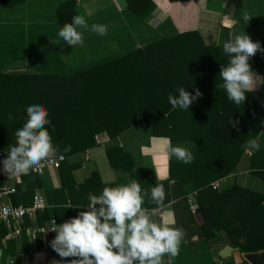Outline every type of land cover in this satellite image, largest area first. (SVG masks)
<instances>
[{
  "label": "trees",
  "instance_id": "16d2710c",
  "mask_svg": "<svg viewBox=\"0 0 264 264\" xmlns=\"http://www.w3.org/2000/svg\"><path fill=\"white\" fill-rule=\"evenodd\" d=\"M21 1L0 0V5L13 6ZM125 3L126 9L140 19L149 16L156 7L154 0H125ZM75 4V0H67L57 7L60 26L77 15ZM251 20L264 22V17ZM227 61L223 45H205L197 30H183L68 76L36 65L30 67L31 62L29 68L36 70L0 73V160L6 157L8 146L15 143L14 133L26 122V107L33 103H43L48 110L51 125L46 127L59 148L57 154L67 158L96 145L97 134L113 138L133 125L151 122L155 135L193 140L196 144L193 161L188 164L170 161L169 171L177 184L192 183L200 190L201 195L196 198V212L202 217L200 234L209 238L222 231L228 243L243 253L241 264H264V194L236 185L234 177L229 176L244 152L241 145L256 138L264 125V97L248 92L244 103L238 106L228 100L226 92L218 87L222 83L218 75L220 66ZM249 63L264 79V52L258 51ZM181 86L193 95L197 88L200 90L202 96L191 105L199 103L198 109L185 111L170 105L168 95H178L176 90ZM9 113L13 114L12 120L8 119ZM180 117L185 124L191 121V125L174 124ZM69 144L71 152L64 153V146ZM106 153L113 168H132L130 154L119 146L108 148ZM74 167L67 159L62 162L58 167L61 186L44 192L50 205H54L52 193L61 203L70 202L68 207L53 206L58 224L75 217L78 211H86L89 193L99 195L103 187L112 186L102 183L96 171L81 183L68 181L73 177ZM250 167L264 180V145L251 155ZM142 176H137L140 184ZM221 177L227 178V187L212 189L210 182ZM21 182L11 194V201L15 205L20 202L28 205L35 190L42 188L41 175H21ZM50 215L48 208L38 212L37 222L42 224ZM30 223L25 218L23 226ZM0 225L5 235L8 229ZM55 235L50 233L49 241ZM57 258L61 259L58 254Z\"/></svg>",
  "mask_w": 264,
  "mask_h": 264
},
{
  "label": "crops",
  "instance_id": "0c3cea01",
  "mask_svg": "<svg viewBox=\"0 0 264 264\" xmlns=\"http://www.w3.org/2000/svg\"><path fill=\"white\" fill-rule=\"evenodd\" d=\"M65 1L67 0H22L13 6L0 5V45L3 46V50L0 49L1 74L28 72V62H31L43 69L56 70L60 75L68 76L77 70L90 68L129 53L160 37H172L183 30H197L203 43L213 46L223 45L236 34L247 33L254 42H260L264 48V22L251 20L264 17V0H187L177 3L154 0L156 7L145 19H140L128 11L125 0H75L77 15L84 16L89 26V30L79 29L83 32L82 47L70 46L58 36L61 26L57 23L56 10ZM245 12L252 17L247 23L243 19ZM226 18L235 22L231 26H224ZM43 19H47L45 26H48L46 27L48 30L40 32L38 26L44 24ZM93 24L107 25V35L100 36L90 31ZM22 37L28 39L27 46L24 44L28 47L27 51V48L24 50L26 57L24 58L23 54L12 58L13 43ZM42 37L43 40L45 37L51 38L50 44L54 42L57 60L47 55L43 49L45 43H42ZM5 42L9 46L8 51ZM29 52L34 55L27 60ZM255 74L257 84L252 92L264 97V79L261 74ZM198 104L195 103V107L190 106L189 110L198 109ZM191 123L187 121L185 124V119L181 117L174 121V124L179 125ZM251 130L249 122L248 131ZM257 137L264 145V125L258 130ZM95 140L96 145L67 158L68 163L75 164L73 177L68 181L81 183L92 171H96L102 183L112 186L128 183L131 179H137L139 175H143L140 181L145 191H149L155 183L161 182L166 190L163 206L158 207L150 203L148 198H145L143 206L149 210L158 209L159 212L154 216L158 222H167L185 230L186 235L180 244L179 255L173 259L172 264L242 263L243 253L238 249L232 251L228 257L219 256V250L223 246H231L224 232L219 231L214 235L217 236L216 241H209L210 237L200 234L199 225L202 223V217L197 212L193 213L187 202L189 193L195 191L198 198L201 195L200 190L195 189L192 183L181 186L170 177V161L178 160L174 156L169 158L168 142L170 141L173 146L179 144L187 147L194 155L196 144L193 140H171L162 134L155 135L151 122L133 125L113 138L106 134H97ZM112 146H119L130 154L131 169H117L110 165L106 150ZM251 155L244 151L238 165L229 176L234 177L236 185L264 194V180L255 175L250 167ZM41 179L43 185L40 191L44 197L45 190L53 191L61 186L58 169L46 170ZM6 183L14 184L17 189L22 185L21 176L18 179L7 176ZM50 198L54 205L62 204L66 207L70 205L69 201L66 203L58 201L53 193L50 194ZM3 200L12 203L11 194ZM54 205L49 204L48 207L51 215H54ZM229 208L227 207L228 211ZM3 229L0 225V249H3L1 263H5L7 258H14L15 264H51L53 258L58 260L57 253L49 244L48 236L38 240L25 234L13 237L8 232L2 235ZM169 258L164 257L165 264Z\"/></svg>",
  "mask_w": 264,
  "mask_h": 264
},
{
  "label": "clouds",
  "instance_id": "9594fccd",
  "mask_svg": "<svg viewBox=\"0 0 264 264\" xmlns=\"http://www.w3.org/2000/svg\"><path fill=\"white\" fill-rule=\"evenodd\" d=\"M251 18L247 12L243 14L246 23ZM79 29L89 30L88 23L84 16L74 15L71 22L60 27L58 36L70 46L82 47L83 32ZM90 31L105 36L108 28L93 24ZM258 51L264 52V48L247 33L236 34L223 44L228 61L220 66L218 75L222 83L218 87L237 105L244 103L246 93L256 88V74L249 60ZM176 91L178 95L169 94L168 101L173 108L185 111H189L192 103L202 96L198 88L194 95L184 86ZM26 114V122L14 133L15 143L8 146L6 157L0 160V171L7 176L27 175L59 151L46 127L51 125V120L44 104L28 105ZM8 119H13L12 113L8 114ZM52 128L54 130V126ZM241 147L249 154L261 150L258 137L248 139ZM71 150L70 144L63 148L64 153ZM167 153L169 158L174 156L185 164L194 159L187 147L173 146L170 141ZM145 198L158 207L163 206L166 199L164 184L157 182L145 191L137 179H131L117 186H105L99 195L89 193V203L84 206L86 211H78L75 217L60 224L53 221L51 231L56 235L50 246L61 259L53 258L51 264H165V256L170 257L167 264H172L179 255L185 230L154 219L155 210L143 206Z\"/></svg>",
  "mask_w": 264,
  "mask_h": 264
},
{
  "label": "built area",
  "instance_id": "2783aa9c",
  "mask_svg": "<svg viewBox=\"0 0 264 264\" xmlns=\"http://www.w3.org/2000/svg\"><path fill=\"white\" fill-rule=\"evenodd\" d=\"M66 159L67 156L61 153L53 155L44 161L40 168L30 171L29 174L42 175L46 170H56ZM0 168H2V165H0ZM20 176L21 175L10 177L18 179ZM6 177L7 175L4 174L3 171H0V223L7 227L8 234L13 237H18L20 236L21 232L24 231L25 235L29 237L36 238L39 236L40 238H45L50 233H54L51 231V229L54 227L53 221L57 223V219L54 215H50L49 218L44 220L42 224H39L36 219L38 212H41L49 207V204L41 191L35 190L32 197V202L28 205H15L10 201H4L3 199L7 197V195L14 193L16 190L14 184L6 183ZM209 185L212 189L219 190L221 188L227 187L228 181L226 177H221L211 181ZM187 202L191 206L192 212H196L197 204L195 191L187 195ZM158 212V209L155 210V213ZM25 218L29 219L31 223L29 225L23 226ZM2 251L3 249H0V258L2 256ZM0 264H15V259L7 258L5 263L0 262Z\"/></svg>",
  "mask_w": 264,
  "mask_h": 264
},
{
  "label": "rangeland",
  "instance_id": "374dc122",
  "mask_svg": "<svg viewBox=\"0 0 264 264\" xmlns=\"http://www.w3.org/2000/svg\"><path fill=\"white\" fill-rule=\"evenodd\" d=\"M159 2H161V0H159ZM125 13H127V12H125ZM129 13V15H131L132 16V14L130 13V12H128ZM134 17V16H133ZM43 22H44V24H42V26L41 25H39L38 26V31H40V32H42V31H46V30H48V29H46V27H48V26H45V23H47V19H43ZM36 24V23H35ZM50 30H51V28H50ZM52 32H54V30L52 31ZM28 33V32H27ZM31 33V32H30ZM43 33H45V32H43ZM21 39V40H20ZM28 39H25V38H18V40L16 41V42H14L13 44V47L11 48V52H12V58H14V57H16V56H18V55H23V54H25V52H24V50H25V48H27L26 49V51L28 50V47H26L27 45H26V41H27ZM41 40H43V37H42V39ZM55 41V40H54ZM20 42V43H19ZM45 43L44 44V47H43V49L46 51V53H47V55H49L51 58H53L54 57V59H58L57 58V55L55 54V47H54V45H53V43L54 42H52L51 44H50V42H51V38H44V40L42 41V43ZM26 46H25V45ZM29 44V43H28ZM31 44V43H30ZM16 45H18V46H16ZM5 46H6V49H7V51L9 50L7 47H9L8 46V44L5 42ZM0 49L1 50H3V46H1L0 45ZM38 50V49H37ZM34 52H36V51H34ZM33 55L34 54H32L31 52H29V54H28V56H27V60H29L30 59V57H33ZM24 56V58L26 57V54L25 55H23ZM35 60V59H34ZM33 66H35V64L34 63H32V64H30V67H33ZM27 70H36V68H34V69H32V68H27ZM74 69H72V71H73ZM71 71V72H72ZM28 72H30V71H28Z\"/></svg>",
  "mask_w": 264,
  "mask_h": 264
},
{
  "label": "water",
  "instance_id": "95a60500",
  "mask_svg": "<svg viewBox=\"0 0 264 264\" xmlns=\"http://www.w3.org/2000/svg\"><path fill=\"white\" fill-rule=\"evenodd\" d=\"M234 22L235 20L226 18L223 25L231 26ZM216 240H217V236H213L209 238V241H216ZM237 249H238L237 247L225 245L219 250V256L223 258L228 257L229 255H231L232 251L237 250Z\"/></svg>",
  "mask_w": 264,
  "mask_h": 264
}]
</instances>
